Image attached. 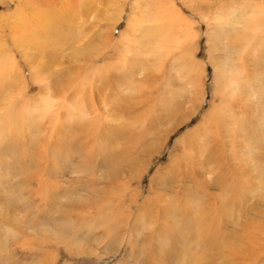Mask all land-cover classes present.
Wrapping results in <instances>:
<instances>
[{
    "label": "rangeland",
    "instance_id": "rangeland-1",
    "mask_svg": "<svg viewBox=\"0 0 264 264\" xmlns=\"http://www.w3.org/2000/svg\"><path fill=\"white\" fill-rule=\"evenodd\" d=\"M36 1L27 5V0H0V264H181L185 254L188 259L183 264H264V150L260 149L264 143V127L260 129L264 125V33L258 34L253 48L242 49L241 30L223 25L221 16L234 12L235 4L219 7L218 0H89L79 18L69 23L62 42L47 51L48 57L31 34L46 12L40 7L43 1ZM237 2L261 3L241 22L264 20V0ZM77 66L91 68L92 92L105 87L101 84L106 79L111 86L119 85L117 91L123 97L116 99L121 111L108 126L103 121L96 125L104 137L92 136L87 146L90 156L80 157L83 167L80 164L76 172L72 167L80 160L67 163L61 153L55 162L51 154L55 144L61 148L66 141L64 75L67 69L76 73ZM106 69L110 75H100ZM75 73L68 76L74 79ZM123 74L126 90L118 78ZM149 91L154 97L146 105L143 95ZM56 107L59 120L52 117ZM163 108L167 109L158 119ZM233 116L241 121L235 149L231 146ZM188 133L183 139L185 151L182 138ZM247 142L257 143V148L252 150ZM126 149L131 153L128 158ZM130 158V171L124 172L128 166L122 165L124 159ZM211 160L207 168L202 165ZM214 160L221 164L220 170L210 173ZM179 162L184 175L176 173L172 180L170 174ZM231 173L242 177L233 178ZM127 176L131 178L128 198L116 208L109 200L107 207H100L102 213L91 218L95 204L115 193L114 183H122ZM215 176L223 177L227 190L231 188L224 194V219L215 217L220 223L214 229L225 230L228 239L209 249L203 242L195 243V228L182 229L186 224L178 214L191 199L185 193L189 187L193 213L200 209L206 213L216 205L211 197L219 198L221 190L215 184L206 186ZM195 179L205 186V197H197ZM167 181L166 188L160 186ZM179 182H185L181 189ZM234 190H241L243 198L236 200ZM157 199L172 208L176 218L166 211L136 213L138 207L155 204ZM198 200L203 204H197ZM85 204L91 208L86 210ZM119 215H123L119 225L114 224ZM173 220L177 227L159 231V223L171 225ZM204 231L207 238L216 236L211 229ZM150 234H159L161 241L167 234H173L170 240L193 238L194 245H161ZM236 243L241 252L234 257Z\"/></svg>",
    "mask_w": 264,
    "mask_h": 264
},
{
    "label": "bare ground",
    "instance_id": "bare-ground-1",
    "mask_svg": "<svg viewBox=\"0 0 264 264\" xmlns=\"http://www.w3.org/2000/svg\"><path fill=\"white\" fill-rule=\"evenodd\" d=\"M43 1V3L40 5V7H45L46 9V12L45 13H42V15L40 16L39 20H37L38 22V26L35 30V32L33 31L31 34H32V38L34 40V42L36 43V45H38V47L41 49V50H46L44 53L48 55L49 51L51 48H53L55 45H59L61 42H62V39L64 37V35L70 30V24H73V22H75L79 16L82 14V11H83V8H82V5H90V1L89 0H41ZM215 1V0H214ZM230 1V2H228ZM218 0V3L217 5L219 7H227V6H233L234 4V12H231V13H227V14H221V16L223 17V25H230V27L232 29H236V30H241V36L239 35L238 37V40L241 41L239 45H241V48L242 49H245L246 45H250L252 48L256 45V42H257V38L260 36L258 34L260 33H264V20L261 19L259 20V18L257 20L255 19H250V18H246L247 21L246 22H241L240 19L241 17H245L249 12H254L256 11V9L258 7L261 6V3L260 2H256V5L255 3L253 4H249L247 6H245L244 4H246L245 2L243 3H240V2H237V0ZM247 1V0H246ZM254 1H257V0H254ZM38 1L36 0H27V5L28 3H31V4H34V3H37ZM223 2V3H221ZM242 6V7H239V6ZM210 11V9H209ZM211 12V11H210ZM218 14V12H217ZM70 23V24H69ZM235 24H241L239 26H236ZM235 26V27H234ZM250 29L251 31H247L245 29ZM238 33V32H237ZM264 39V38H263ZM52 40V41H51ZM236 40V41H238ZM234 43H235V40H234ZM241 50V49H240ZM48 51V53H47ZM242 54V53H241ZM49 57V55H48ZM48 59V58H47ZM46 59V61H47ZM51 59L49 58V62L51 63ZM90 61V59L88 60ZM91 62V61H90ZM93 62V61H92ZM239 63V62H238ZM47 65L48 62H44L43 65ZM61 64V63H60ZM93 65V63L91 64V66ZM44 68V67H43ZM78 69H75L76 73L74 72V70H66L65 71V75L64 76H67L66 80H67V87H66V90L64 92V103H65V106H66V112H67V118L69 117V119H66V121L64 122L65 126L67 125L68 126V132H65V139L66 141L63 142V144L61 145V148L59 145L55 144L52 148V151H53V155L51 154V156L53 157V159L55 160V162L57 161H60L59 160V157L62 155L61 153H64L63 156H61L62 158L65 156V160L68 161L67 163H69L70 161H75V159L77 158L78 160H80V157L85 155L86 157H89L90 156V152L91 150L87 147L88 146V142H90L91 138L95 137L96 135H99L100 137H104V132L103 131H99L97 128H96V125H102V122L105 124V127L108 126V121L109 120H112L113 118H115V116L117 115V111H121V110H118L119 107H117L118 103L116 104V99L118 100L122 97L119 96L121 94L118 93L117 91V88H119V85L116 87V86H111L109 85L108 81H104L105 84H101V85H104L105 87L102 86L101 89L98 90V93L96 92L95 90V94L94 92L91 91V85H90V75H91V68L90 70H87V69H81L80 67L77 66ZM107 70V69H106ZM121 70V69H120ZM108 71V72H107ZM102 70L100 71V75H104L106 74V77H108V74L109 73V70ZM113 71V70H111ZM116 71V70H114ZM94 72V71H93ZM117 72V71H116ZM116 72H111L112 74L116 73ZM62 73V72H61ZM71 73H75L74 75V79L73 78H70L68 75L71 74ZM99 73V72H98ZM135 74V73H134ZM134 74H131V77L134 79L135 75ZM118 75V74H117ZM60 76V75H59ZM99 76V75H98ZM105 76V75H104ZM116 76V75H115ZM123 76H125V74L123 75H120L118 78L119 80H121V87H122V90H126L128 89V86H127V82H126V78L123 80ZM105 77V78H106ZM111 77V76H110ZM112 77H114L112 75ZM61 78V76L59 77ZM64 78V77H63ZM99 78V77H98ZM102 78V76H101ZM136 79V77H135ZM146 79V78H145ZM144 79V80H145ZM61 79H58L57 82H61L60 81ZM102 80V79H101ZM63 81V80H62ZM102 82V81H101ZM136 82V81H135ZM103 83V82H102ZM123 83V84H122ZM148 83V82H147ZM55 84V83H54ZM56 85L58 86L59 84L56 83ZM98 86V85H97ZM106 86H108L106 88ZM46 87V86H45ZM47 88V87H46ZM45 88V89H46ZM50 90L53 92V86L51 87V85L49 86ZM48 88V89H49ZM96 88V87H95ZM99 88V87H98ZM97 88V89H98ZM105 88V89H103ZM62 89V88H61ZM156 89V88H155ZM63 90V89H62ZM57 91V89H55V92ZM62 93V92H61ZM134 93V92H133ZM95 94V96L93 95ZM116 95V96H115ZM258 95V94H257ZM252 96V95H251ZM62 97V96H61ZM128 97V96H127ZM127 97H124V98H127ZM153 93L152 91H149L147 92L146 94L143 95V98L145 99L144 102L146 105H148L147 103L153 98ZM123 98V100H124ZM61 99V100H62ZM120 100V99H119ZM61 102V101H60ZM120 102V101H118ZM255 102V101H253ZM262 103V101H261ZM101 106H100V105ZM259 105V104H258ZM100 106V107H99ZM168 108V107H167ZM167 108H163V110L161 109V113L159 112V116H157L158 119H160L162 117V114H164L165 110ZM121 109V107H120ZM123 110V109H122ZM61 111V110H60ZM119 113V112H118ZM157 115V114H156ZM220 116V115H219ZM53 118H56L57 120H59V108L56 107L55 108V111L52 115ZM51 117V118H52ZM187 120H189V117L190 116H186ZM235 116H233L231 118V121L233 124H236V126L234 128H232L234 130V135L232 136V139H231V146L234 147L235 149V146H233V143H237L238 142V139L237 137H240L238 136L237 134H235L236 131H239L240 130V123L241 121L237 120L234 118ZM191 118V117H190ZM254 118V117H253ZM185 119V118H184ZM76 121V122H74ZM243 121V119H242ZM251 122V121H249ZM257 122V121H256ZM259 122V121H258ZM58 123V121L56 122ZM248 123V122H247ZM252 123V122H251ZM63 124V122H62ZM153 122L150 123V125H152ZM258 124V123H257ZM247 126V125H246ZM262 127H260V129L264 127V125H261ZM38 127H40V129H42V126L39 125ZM257 127V125H256ZM242 128V127H241ZM249 128V126H248ZM55 130L58 129V128H54ZM252 129V128H251ZM255 127H254V131H255ZM258 130V129H257ZM56 131H53V133L50 134V137L53 136V134H55ZM253 132V131H252ZM256 132V131H255ZM207 131L204 132V134H206ZM251 134V133H250ZM189 135V133L182 138V141L185 140V138ZM263 135V134H262ZM49 136V135H47ZM93 136V137H92ZM252 137V136H251ZM249 136V138H251ZM52 138V137H51ZM244 138V137H243ZM82 139H84L82 141ZM167 139V138H165ZM184 139V140H183ZM51 140V139H50ZM247 140V139H246ZM254 140V139H252ZM248 141V140H247ZM251 141V140H250ZM180 140L177 141L176 145L177 146L179 144ZM240 142V141H239ZM65 143V145H64ZM250 142H247L246 145L249 146V148H257V143L255 144H249ZM186 144L185 141L183 143V145ZM261 144V143H260ZM57 145V146H56ZM260 146V145H259ZM94 147V146H92ZM187 145H184L182 147L183 150H187ZM259 148V147H258ZM232 149V148H231ZM261 150H264V143L261 144V147H260ZM253 150V149H252ZM51 151V152H52ZM65 151H66V154H65ZM250 152H253V151H250ZM263 152V151H262ZM61 154V155H60ZM124 155H125V158H128L131 153H130V150L129 149H126L124 150ZM172 156V153L170 155V158ZM234 159H237L236 157H233ZM123 159V158H122ZM108 160V159H106ZM213 160V159H212ZM211 161H209L208 163L206 164H202L203 166H209V164H211ZM241 160V159H239ZM83 159L81 158L80 162L77 163L74 167H72V169L74 171H76V167H80L81 165V168L83 167V163H82ZM105 161V160H104ZM215 161V160H214ZM213 161V162H214ZM130 162H131V158L130 159H124V163L122 165L126 164L128 166H126L124 170V172L126 170L130 171L129 170V165H130ZM238 162V161H237ZM241 161L238 162V165L237 167H240L242 168V171L241 173L244 174L245 173V170H244V167L242 166V163H240ZM255 162V161H254ZM81 164V165H80ZM74 165V164H73ZM121 165V167H123ZM133 165V164H132ZM181 164L180 162L177 164V168L174 169L173 173L170 174V179L173 180V177L175 176V174L177 173V175H184L182 169H181ZM221 166V164H217L216 161H215V167H211L210 168V173L212 172L211 170H214V169H219ZM97 167V166H96ZM120 167V168H121ZM99 168V167H98ZM239 168V169H240ZM71 169V168H70ZM80 169V168H78ZM88 169H91L88 168ZM95 169V168H94ZM238 169V168H237ZM146 170V169H145ZM220 170V169H219ZM236 170V169H235ZM73 171V172H74ZM91 171V170H90ZM72 172V173H73ZM77 172V171H76ZM71 173V174H72ZM98 173V172H97ZM102 173V172H100ZM99 173V174H100ZM144 173V172H143ZM167 173V172H166ZM196 173V171H195ZM240 173V172H239ZM238 173V174H239ZM78 174V173H77ZM86 174V173H84ZM233 178H237L238 176L234 175V173H231ZM98 175V174H97ZM130 175V174H129ZM86 176V175H85ZM82 177V178H85ZM88 176V175H87ZM95 176V175H94ZM99 176V175H98ZM121 176V175H120ZM123 177V176H122ZM128 177V176H127ZM242 176H239L238 178L241 179ZM81 178V177H79ZM81 178V179H82ZM223 177L219 178L218 177H214L212 179V182H208L206 183V186H209L210 184H215L217 189L221 190V194L219 195V198H215L214 196L211 197L213 202L216 203V205H212V208H209L208 212L206 211V213H203L204 210L203 209H200V210H197L196 212L193 213V189H191L189 187V189H185V193L187 194V196H189L191 199L187 200V202L183 205V208L181 212H179L178 216H179V221H183L184 220V224H186L182 229L186 228L187 226L193 231L194 228L196 229L195 232H194V235H195V240H196V244L199 243V242H203L205 243L206 247L209 248V249H212L213 247H215L220 241L222 243H226L228 237L226 235V231H218V232H215L214 229L219 225V218H223L224 219V211H225V206L224 205V200L225 197H224V194L225 192L227 193H230L231 192V188H229L227 190V187L225 186V184L223 183ZM230 177V179H233ZM86 179V178H85ZM93 179V177H92ZM227 179V178H226ZM141 180V177L139 179V182ZM229 180V178H228ZM239 180V179H238ZM80 181V180H79ZM82 181V180H81ZM180 181V180H179ZM152 182V180H151ZM150 182V184H151ZM194 182V185H195V189L194 190H198L200 192V194H198L197 197H201V196H204L206 195L207 193L203 191V187H205L203 184H200L198 183V180H193ZM201 182V180H200ZM167 183H170L169 181L167 182H160V186L161 187H164L166 188V186H168L169 184ZM229 183V181H228ZM185 184V182H179L177 184V187L178 189H181L182 187H184L183 185ZM231 184V183H230ZM234 184V183H233ZM131 185V178H127V179H124V181L122 183H114V187L116 188L115 190V193L113 194H109L108 196L106 197H103L101 199V201L97 204H95L94 208L96 210V213H94L95 216L91 215V218L93 217L94 219L97 217L96 215L99 213L101 214L102 211L100 209V207H107L108 203H109V200L111 201L112 203V207L116 208V207H119L122 205V203L128 198L127 196L130 195V191L128 190V188L130 187ZM199 186V187H198ZM239 189V188H238ZM180 193V192H179ZM234 196H231V197H234L236 200L237 199H242L243 196L241 194V190H234ZM196 195V194H194ZM132 197V196H131ZM205 197V196H204ZM203 197V198H204ZM202 198V197H201ZM163 199V198H162ZM233 200V199H232ZM199 201V200H198ZM202 200H200L197 204H203L201 202ZM229 201V200H228ZM235 201V200H234ZM166 202V201H165ZM130 203V202H129ZM228 205V204H227ZM93 207V206H92ZM83 208H85L86 210L87 209H90V205L88 204H85L83 206ZM128 210V209H127ZM137 214H140V215H148V214H152L153 212H155L156 214H160L161 213H164L165 211L168 212L172 218H176L174 217L175 213H173V210L172 208L168 207V206H165V205H162L161 203L158 202V199L156 200V203L154 204H149V203H144L143 206H140L137 208L136 210ZM95 212V211H93ZM99 212V213H97ZM126 212V211H125ZM176 212V211H175ZM89 211L86 212V214H88ZM85 214V217H87ZM135 213H133L132 215L134 216ZM212 215L211 217H208V215ZM219 214L221 216H219ZM125 215V214H123ZM123 215H119L115 220H114V224H117L119 225V220L123 217ZM218 215V216H217ZM84 216V215H83ZM177 216V217H178ZM223 216V217H222ZM84 217V218H85ZM129 218V215L127 216ZM132 217V216H131ZM215 217H219L216 218ZM227 217V216H226ZM90 218V215L89 217ZM126 218V215H125V219H128ZM183 219V220H182ZM227 219V218H226ZM167 221V220H166ZM166 221H163L165 224H167V226H165L164 223H159L160 225V230L159 231H167V228H171L172 230V227L173 226H176L177 227V223L175 222V220L172 221V224L170 225L168 222ZM188 221H190V224H188ZM162 222V221H161ZM156 223V222H155ZM224 223V222H223ZM110 224V223H109ZM108 224V225H109ZM122 226V225H121ZM120 226V227H121ZM131 226L132 228L134 227V225L131 223ZM136 226V225H135ZM122 229V227H121ZM188 229V228H187ZM198 229V231H197ZM213 230V234L216 235L214 237H205L206 235L208 234H204L203 232H205L204 230ZM216 230V229H215ZM169 231V230H168ZM189 231V230H188ZM186 233V232H185ZM193 233V232H192ZM239 233V232H238ZM119 234V233H118ZM182 234V232L180 233ZM173 235V234H171ZM171 235L167 234L165 237V240L161 241L159 239V234H157L156 236H153L152 234H150V237L151 239L152 238H155V239H159L161 241V245L163 244H169V245H177V243H180L182 244V246H184L185 244L188 245V247L190 248L191 245H194V240L193 238L192 239H186L185 238H177L175 236V239H172L170 240L171 238ZM184 235V234H183ZM193 235V234H192ZM193 235V236H194ZM238 235V234H237ZM159 236V237H158ZM188 237V236H187ZM191 237V236H190ZM238 236H236L237 238ZM173 238V237H172ZM235 237L233 238V240L235 241L236 239ZM169 239V241L167 240ZM239 238H237L238 240ZM241 240V239H240ZM146 241V240H145ZM148 241V240H147ZM146 241V242H147ZM168 241V242H166ZM233 241V242H234ZM241 242V241H240ZM239 242V243H240ZM195 244V245H196ZM241 244V243H240ZM199 245V244H197ZM203 246V244H202ZM219 246L221 245H218V248ZM223 246V245H222ZM221 246V247H222ZM235 248L233 249L234 252H233V255L234 257L238 256L240 254V250H239V247L238 244L236 243L235 245ZM162 247V246H161ZM175 247V246H173ZM186 247V246H185ZM217 247V246H216ZM242 247V246H241ZM201 248V247H200ZM206 248V249H207ZM174 249V248H173ZM188 249V248H187ZM195 249V248H194ZM208 249V250H209ZM226 249V248H225ZM230 248H228L229 250ZM197 250V249H196ZM202 250V249H201ZM221 250V249H220ZM227 250V252H228ZM172 251V250H171ZM200 251V250H199ZM203 251V250H202ZM201 251V252H202ZM217 251H219L217 249ZM230 253L231 250H229ZM194 252V250H193ZM188 253V252H187ZM191 253V252H190ZM198 253V252H196ZM213 252H211L212 254ZM207 254V252H206ZM214 254V253H213ZM217 254V253H215ZM227 254V253H225ZM165 254L161 255L163 260H164V256ZM203 255V254H202ZM208 255V254H207ZM206 255V256H207ZM222 255V254H221ZM229 255V254H228ZM226 255V256H228ZM232 255V256H233ZM181 256V255H180ZM210 256V255H209ZM208 256V257H209ZM215 256V255H214ZM225 256V255H224ZM168 257V260L169 259H172L171 257L169 258ZM185 257H186V254H185ZM184 256L181 257V260L180 262H182L181 264H183V262L186 263V261H184L186 258ZM217 258L218 255L216 256ZM221 257V256H220ZM174 258V257H173ZM180 258V257H179ZM190 258V257H189ZM192 258V256H191ZM198 258V257H197ZM201 258V257H199ZM198 258V259H199ZM212 258V257H211ZM216 258V259H217ZM226 258V257H225ZM240 258V257H239ZM238 258V259H239ZM175 259V258H174ZM177 259V258H176ZM188 259V258H187ZM210 259V258H209ZM222 259V258H221ZM237 259V258H236ZM165 260H167L165 258ZM197 260V259H196ZM211 260V259H210ZM213 260V259H212ZM234 260V259H233ZM209 261V260H207ZM215 261V260H213ZM217 261H219L217 259ZM167 262V261H166ZM192 263V260L190 261ZM212 262H209L208 264H211ZM214 263V262H213ZM218 263V262H217ZM166 264V263H165Z\"/></svg>",
    "mask_w": 264,
    "mask_h": 264
}]
</instances>
